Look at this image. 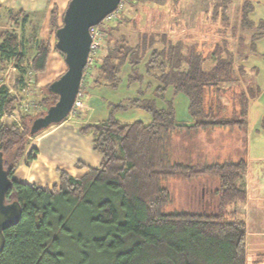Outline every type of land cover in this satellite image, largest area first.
I'll list each match as a JSON object with an SVG mask.
<instances>
[{"label":"trees","instance_id":"trees-1","mask_svg":"<svg viewBox=\"0 0 264 264\" xmlns=\"http://www.w3.org/2000/svg\"><path fill=\"white\" fill-rule=\"evenodd\" d=\"M206 1L197 31L190 29L194 24L181 25L182 0H168L165 8L153 0L155 14L142 27L137 13L125 18L119 10L102 28L105 36L82 82L88 71L91 84L115 89L128 65V82H142L143 74L158 81L153 91L165 106L153 98L131 97L111 104L104 120L81 124L79 131L92 135L99 164L81 175L58 169V182L51 187L17 180L14 172L25 155L34 157L35 147L26 153L29 139L43 129L31 132L32 122L57 95L47 83L37 101L40 109L24 114L16 109L17 95L0 83V115L15 112L21 122H0V157L11 181L5 202L16 200L21 210L17 223L2 231L0 264H248L247 225L235 207L247 200L248 115L250 101L260 93L250 83L254 69L248 60L257 54L264 20L253 18L257 0ZM121 3L138 7L135 0ZM6 13L1 17L7 26L0 31V72L13 65L16 84L23 88L28 70L34 80L45 70L50 44L35 25L26 30L27 11ZM61 17L53 5L51 32ZM169 87L186 96L191 122L176 120L173 101L165 98ZM135 107L147 111L150 121L120 123L115 113ZM216 126L239 131V154L200 160V148L190 142ZM173 177L216 181L214 210H166L172 195L164 181ZM261 257L264 253L252 262Z\"/></svg>","mask_w":264,"mask_h":264},{"label":"rangeland","instance_id":"rangeland-1","mask_svg":"<svg viewBox=\"0 0 264 264\" xmlns=\"http://www.w3.org/2000/svg\"><path fill=\"white\" fill-rule=\"evenodd\" d=\"M135 1L138 7L127 5L126 3L125 4L122 3L120 7V10H122L121 14L124 15L125 18L126 17L130 18V17H134L137 13L139 19L138 22L139 26L142 27L146 18L149 17L151 18V13L153 12L152 8L155 7L152 5L153 0L147 2L146 1L144 2V0H135ZM154 1L160 2L159 4L161 5H159L158 8L159 7L165 8L166 6L167 7L169 6L168 0H154ZM201 1L207 2L206 0H182L183 14H181V17H183L184 15L185 20L182 22L181 25L190 26L194 24V26L190 27V29L195 31H197L198 26H203V22L201 21L202 19H200L201 17H199L201 11L197 13L195 12L198 11L196 10V8H199L201 6L205 7V5L202 4ZM235 1L237 0H234V2ZM257 1L258 2L256 3V7L253 13V18L255 19L261 18L264 20V0H257ZM231 8L234 11L235 4H233ZM153 14H155V12H153ZM179 18L180 16L178 15L176 20L177 19L180 20ZM156 19L159 18H156L155 16V19L153 20ZM158 22L159 21H157V23ZM157 23L155 22L153 26L157 27L158 26ZM129 30H131V26ZM177 30L180 31V28L174 27V31L178 32ZM36 32L38 34L39 29H37ZM52 38H53L52 42H54L55 36L52 35ZM256 43L258 45L257 54L251 55L249 57L248 65L249 67H253L254 69V71L249 72L250 83L254 87H258L260 93L257 98L250 101L248 126H247L249 172L246 173L244 176L245 178L244 186L246 190H249V193L251 194V198L253 197V195H255L254 197L255 200L253 201L254 205L251 207L252 208L251 210H249L250 208V205L248 203L249 199L242 204L236 205L237 207H235L237 209L238 214L241 212L239 216L246 221V225H247L248 264L264 263V260H261L259 262H254V261L251 262L255 257H260L261 254L264 253V234L258 235V233L262 229L264 230V222H262L261 220L264 218V213L262 212L264 210V36L258 39ZM53 56H55L56 58L59 57L60 66L58 69L55 68L57 69L56 71L50 70V72L46 74V76H44L46 81H50L51 79H54L66 69V65L61 54L56 50H54ZM147 56L148 55H146V57ZM144 60L145 59H143V61ZM127 70L128 68H124V71ZM141 70H142V66H141ZM1 71L2 72L0 73L3 76L0 79V81H3V83L7 85L10 92L17 95L16 109L20 110V112L24 114L36 113L37 109L38 108L40 109L41 107L37 101L39 100L43 91L45 90L44 89L45 85L43 86L42 84H37L35 80L33 81L34 82L33 88L30 89L29 93H26L24 92L23 88L18 87L16 84V77L18 76V71L13 65L10 64L7 67L3 68ZM87 73L88 71L86 72L85 76L86 79L89 80V76ZM109 89L110 90H102L99 93V95H103L107 98H114L116 95L121 93L118 90L119 89L118 87L115 89L113 88H109ZM167 91L168 90H166V93ZM22 92L24 93V95ZM174 95H175V99H174L175 103H173V107H174V112L176 109L175 115L177 114V117L180 120H183L186 117L190 118L186 96L182 92L175 93ZM169 99L170 98H168V100ZM31 101L33 104L31 103ZM122 113L123 112L118 111L115 113V115L116 117H119L123 115ZM133 113H139L138 118H141L143 120L150 119L149 113L145 110L130 112L125 115H129ZM5 121L12 122L16 126H21V122L18 120L15 112L2 113V115H0V122L2 123ZM46 128H43L42 131H44ZM235 134H239V131L230 133V131L227 128L216 126L214 128H211L210 130L201 131L198 134L194 135L192 138L193 141L190 143H192V145H194L195 147L200 148V151L198 152V154H200L199 155L200 160L221 161L228 159L229 157H235L239 154V149H241V144L238 142V140L236 141ZM35 136L30 137L29 146L26 153L30 151L29 148L35 147L34 146L36 143ZM86 136L92 138V135L90 133L86 134ZM177 142L180 145L179 143L180 140ZM44 143L45 142H43V144ZM45 150L47 151V149ZM55 154L57 157L62 156L66 158L65 153L59 154V151H56ZM30 160L31 159L26 158L25 155V157L19 163L17 169V176L20 179H23V176L28 172L34 171L36 178L33 181H35L36 184H39L42 187L43 186L51 187L53 183L58 182V180H56V173L52 168L50 169L44 168L43 170L38 171L35 166H30L31 165ZM37 167H39V164H37ZM72 171H74V174H80V171H77L76 168H73ZM247 176L250 177V182L247 181L248 179ZM164 184L167 185L172 195V201L169 204H167V206L165 207L166 210H172L178 208H184L189 210H193V209L214 210L215 208V200L211 196L214 191V188L217 186V182L213 181L212 178L203 179L201 181H187L180 177H173L165 180ZM251 218L258 220V222L254 223L253 221H251Z\"/></svg>","mask_w":264,"mask_h":264},{"label":"crops","instance_id":"crops-1","mask_svg":"<svg viewBox=\"0 0 264 264\" xmlns=\"http://www.w3.org/2000/svg\"><path fill=\"white\" fill-rule=\"evenodd\" d=\"M145 1L147 2L151 0H144V2ZM67 2L68 0H0V31L7 26L5 23V18L3 20L1 18L3 14L7 15L6 13L7 10L9 11L14 9H22L30 14V21H27L25 24L26 30L29 31L32 28V25H35L36 29H39L38 36L43 39H48L50 44V51L48 54L45 70L41 73H38L37 76L35 77L37 84H42L43 86L46 85L47 83H50L53 80L51 79L50 81H46L44 76H46V74H48L50 70L56 71L60 66L59 57L56 58L55 56H53L55 50L53 48V45L55 41L52 42L53 40L52 35L53 36L55 35L53 34L54 32L50 31V25H49L50 10L51 7L55 5L57 7V13L58 15H60L61 12L65 9ZM201 2L202 4L206 3L203 1ZM203 8L205 7L201 6L199 8H196V10L198 11L195 12L197 13L201 11ZM143 62H141L139 66V72L141 73H143ZM141 66H142V70H141ZM124 68H128L129 70L128 65H124L122 67L121 81L118 86L119 88L118 90L121 93L116 95L114 98H107L103 95H99V93L102 90H110L108 87L94 86L87 79H85V81L81 83L80 92L83 101V107L81 108L80 112L76 113L75 115H67V117L64 120L52 124L51 126H49V128L47 127L48 129L46 128L44 131L38 133V135L35 136L36 143L34 145L35 146L34 153L35 152L36 153L34 157L30 160L31 163L30 166H35L38 171L43 170L44 168L47 169L52 168L56 173V180H58V173H57L58 169H65L73 175H81L82 173L87 171L88 166H97L100 161V155L92 149V138L86 136V134L88 133H82L79 131V127L81 124L104 120L107 117L111 104L117 103L119 101H123L131 97L153 98L155 99L156 104L158 106H162V107L165 106L164 100L158 98L153 91V88L158 84V81L151 78L150 76H147L146 74H143L142 82L140 83L128 82L127 74L129 71L128 70L124 71ZM2 76L3 75L0 73V79L2 78ZM0 83H3V81H0ZM167 90H168L167 93L165 91V98L166 99L170 98L173 100V103H175L174 102L175 95L173 94L171 88L169 87L167 88ZM139 110H143V109L135 107V108L122 110L121 112H123L122 113L123 115L117 118L122 124L130 123L134 120H141L144 123H148L150 119L143 120L141 118H138L139 113L125 115L127 113L137 112ZM175 113H176V109H175ZM175 118L178 122L192 121L191 115L190 118L186 117L183 120H180L178 119L176 114ZM43 142L45 143L43 144ZM45 149H47V151ZM56 151H59V154L65 153L66 158L62 156L57 157L55 154ZM37 164H39V167H37ZM18 166L16 167L14 172V177L17 180L39 185L36 184L35 181H33L36 178L34 171L28 172L23 176V179H20L17 176ZM73 168H76L77 171H80V174H74V171H72ZM248 172H249V165L246 173ZM247 178H248L247 181L250 182V177L247 176ZM254 197L255 195H253V197L251 198V194L249 193V190H247V200L248 199L251 200V201L248 200V203L250 205L249 210H251L252 209L251 207L254 205L253 202L255 200ZM262 212L264 213V210ZM261 220L262 222H264V218ZM251 221H253L254 223L258 222V220H255L253 218H251ZM259 234L263 235L264 230L262 229L258 233V235ZM258 264H264V263H258Z\"/></svg>","mask_w":264,"mask_h":264},{"label":"water","instance_id":"water-1","mask_svg":"<svg viewBox=\"0 0 264 264\" xmlns=\"http://www.w3.org/2000/svg\"><path fill=\"white\" fill-rule=\"evenodd\" d=\"M119 3L120 0H68L61 23L54 32V45L63 54L66 69L49 83L48 89L57 95V99L44 114L34 119L31 132L58 123L70 113L89 52V28L114 11ZM10 182L0 157V241L2 231L17 223L21 212L16 200L5 202Z\"/></svg>","mask_w":264,"mask_h":264},{"label":"built area","instance_id":"built-area-1","mask_svg":"<svg viewBox=\"0 0 264 264\" xmlns=\"http://www.w3.org/2000/svg\"><path fill=\"white\" fill-rule=\"evenodd\" d=\"M121 5H122V3L120 0L119 5L117 6V8L114 11L107 14L98 24L91 26L89 28L91 42H90L89 52L87 55V60H86V64L84 66L83 72L85 71V69L87 67L90 66V64L93 61L94 56L99 52L101 41L103 40V38L105 36V33H104L102 28L107 26L108 23H110L112 20H114L116 18V12L120 10ZM33 76H34L33 72L31 70H28L27 74L25 76V84L23 86V90L26 93H29L30 89L33 88V85H34L33 81H35ZM82 81H83V75H82L81 83H82ZM81 83H80V85H81ZM23 95H24V93H23ZM31 103H32V101H31ZM82 107H83V101H82L81 92L79 89L78 93L76 94V96L74 98V101H73L69 115H75L76 113L80 112Z\"/></svg>","mask_w":264,"mask_h":264},{"label":"clouds","instance_id":"clouds-1","mask_svg":"<svg viewBox=\"0 0 264 264\" xmlns=\"http://www.w3.org/2000/svg\"><path fill=\"white\" fill-rule=\"evenodd\" d=\"M69 115V114H68Z\"/></svg>","mask_w":264,"mask_h":264}]
</instances>
